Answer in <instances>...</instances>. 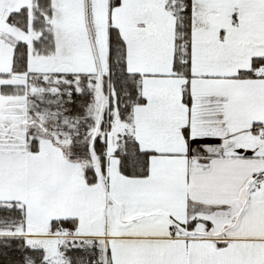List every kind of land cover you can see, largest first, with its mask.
Listing matches in <instances>:
<instances>
[{"label":"snow or ice","instance_id":"obj_1","mask_svg":"<svg viewBox=\"0 0 264 264\" xmlns=\"http://www.w3.org/2000/svg\"><path fill=\"white\" fill-rule=\"evenodd\" d=\"M0 264H264V0H0Z\"/></svg>","mask_w":264,"mask_h":264}]
</instances>
